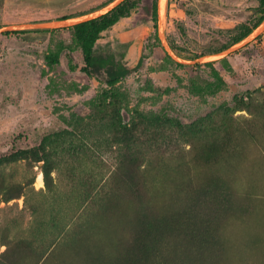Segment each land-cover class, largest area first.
I'll list each match as a JSON object with an SVG mask.
<instances>
[{
	"label": "rangeland",
	"instance_id": "374dc122",
	"mask_svg": "<svg viewBox=\"0 0 264 264\" xmlns=\"http://www.w3.org/2000/svg\"><path fill=\"white\" fill-rule=\"evenodd\" d=\"M109 1L0 0V264H264L259 1L136 0L108 84L70 27Z\"/></svg>",
	"mask_w": 264,
	"mask_h": 264
},
{
	"label": "trees",
	"instance_id": "16d2710c",
	"mask_svg": "<svg viewBox=\"0 0 264 264\" xmlns=\"http://www.w3.org/2000/svg\"><path fill=\"white\" fill-rule=\"evenodd\" d=\"M258 1L259 9L261 10V16L258 19V22L252 28L245 30L243 33L237 36L234 42H237L238 40L246 37L260 23V21L264 17V0ZM135 6L136 0H123L117 6H115L105 14H102L101 16L93 19L76 23L70 27L74 30L77 44L80 47L84 61L83 70L86 73L100 71L105 75V81L108 84H113L120 78L124 77L130 71L132 66H128L123 62L116 61L111 55H108L106 57H100L96 55L94 52V45L96 41L100 38L101 33L103 31L114 25L120 18L127 16L130 13L131 9H133ZM221 84L222 80L220 77L217 76L216 81L211 82L208 88L211 91H216L220 88ZM39 160L43 161L41 170L44 182L47 185L52 171V164L51 161L48 160V158L45 156L40 157L38 161ZM1 162L2 161L0 160V164ZM202 191L203 195H205L204 189H202ZM163 193L164 192H162V190L160 189L159 195L163 196ZM256 193L264 196V189L259 191L256 190ZM6 199H10V197Z\"/></svg>",
	"mask_w": 264,
	"mask_h": 264
},
{
	"label": "water",
	"instance_id": "95a60500",
	"mask_svg": "<svg viewBox=\"0 0 264 264\" xmlns=\"http://www.w3.org/2000/svg\"><path fill=\"white\" fill-rule=\"evenodd\" d=\"M123 0H117L116 2L112 3V5H110L109 7H107L106 9H104L103 11H97L91 15H89L88 17L86 18H83L79 21H77L76 23H79V22H82V21H86V20H89V19H93V18H96V17H99L101 16L102 14H105L106 12L110 11L112 8H114L115 6H117L120 2H122ZM74 23V24H76ZM73 24V25H74Z\"/></svg>",
	"mask_w": 264,
	"mask_h": 264
},
{
	"label": "bare ground",
	"instance_id": "6f19581e",
	"mask_svg": "<svg viewBox=\"0 0 264 264\" xmlns=\"http://www.w3.org/2000/svg\"><path fill=\"white\" fill-rule=\"evenodd\" d=\"M162 16H163V15H162ZM40 178H41V174L39 173V174H38V179H40ZM42 182H43V181H42ZM40 184H41V183H40Z\"/></svg>",
	"mask_w": 264,
	"mask_h": 264
}]
</instances>
